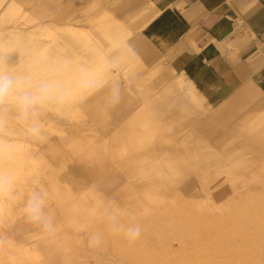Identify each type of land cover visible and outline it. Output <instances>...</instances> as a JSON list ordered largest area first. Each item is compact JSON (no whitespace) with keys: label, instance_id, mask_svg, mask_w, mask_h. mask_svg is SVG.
I'll return each mask as SVG.
<instances>
[{"label":"rangeland","instance_id":"obj_1","mask_svg":"<svg viewBox=\"0 0 264 264\" xmlns=\"http://www.w3.org/2000/svg\"><path fill=\"white\" fill-rule=\"evenodd\" d=\"M45 1L46 0H16L19 7L13 15H9L4 19L5 22L3 23V26L8 27L17 23L18 26H23L27 29L30 26L34 25V27H38L39 25L41 26L43 23L50 21L52 23L62 24L66 20L77 26H81V28L83 30L85 29L84 31L87 32L92 30V23L94 20L99 19L104 13H111L114 19H117L119 24L122 25L123 30L130 32L126 39L131 41L135 38L136 41L141 44L139 32L142 20L138 18V14L132 17L131 14L128 15L124 11V9L131 4V0H127L126 3L123 0L125 3H123V6L116 5V2V4L106 3L105 0H92L88 3V5L84 6L83 4L85 2L81 4L79 1L76 5L68 7L63 11V13L59 14L56 13V11L59 10V7L64 5V0H50L51 4L49 9H40V11L37 10V5L42 4L43 7L46 3ZM31 20L33 22H31ZM95 36L99 48H108L107 43L109 42V39L107 37L103 36L100 31L96 32ZM136 41L129 42L133 49L136 46L135 44H137ZM40 42L42 43H40L41 45H44L42 48H48L47 52L53 49L52 46L54 43L55 46L53 47L55 48L57 46L56 42L53 43L50 40H40ZM96 42L94 44H96ZM74 45L75 51H78L79 48L81 49L79 45ZM126 50L131 52L128 46L126 47ZM141 50V53L137 50V54L147 66L150 67L157 62L166 63L165 59L158 58L156 52L151 50V48L143 46V49ZM116 52L112 55L113 58L111 61L114 60ZM121 69L122 67L119 65V70ZM117 73L120 74L121 79L124 78L123 75L121 76L120 71L113 73V75ZM177 78L181 81L178 86L184 85L186 87L187 84H189V82L184 80L182 74H180ZM175 86L174 82L170 81V84L165 86L166 89H163V86L158 87L157 91L162 89L165 90V94L159 93V95H164L162 101L165 100L161 106L162 109L166 110L167 103L169 101H172L174 98L179 97L180 94H183V88L177 93L172 94V87L175 88ZM167 89L169 92H167ZM152 96H154V90L148 93L147 96H138V104L135 106V111H137L132 116L130 113H127L126 124H116L115 133L113 132L116 136L112 134L114 137H111L113 141L116 140L115 142H117V136L120 137L125 134L127 136L132 134L133 136H137L132 130H134L136 126H145L146 124L144 125L142 122L146 118L153 115L152 111L146 107V101L148 100L149 106L152 107L159 100H156V102L155 100H153V102L152 100L150 101L149 99ZM80 107L86 114L85 105H81ZM76 108L77 107L74 106L64 110L62 113H50V115L55 116L57 122L55 126L60 130L59 133H52L51 136H60L65 141L67 148L71 147V149H73V153L82 151L95 139L94 126L89 122L87 114L85 116L76 111L71 113V111ZM207 109L208 107L203 104L199 106L195 105L183 107L182 109L177 110L172 117H166L162 114L159 119L160 130L155 132L154 140H143L145 134H142V130H140L141 134L138 136L139 142L132 146L133 150L126 149V154L131 152L134 159L139 156H147L151 160L154 158H158L155 160H161L160 163L162 168L158 169L157 173H150V175H157V177H150V179L158 181L157 183H151V185L141 186L140 182L146 178L148 179V177H142V175H147L148 172L146 170H141L134 174L133 178L127 175L125 182H123L121 186L112 194L106 195L95 190L91 185L81 193L73 194L66 186H63L57 180L54 171L42 157L41 153L39 152L37 154L32 152L34 154L33 156L37 157V159H35L38 161H35V165L41 174L43 183L49 188V190L53 191L58 196V202L55 203V207L57 209V219L59 222L58 232L55 236H49L39 232L37 229L31 228V230H33L30 233L32 238L29 240L28 246L31 248L30 252H34V254L36 253V257L32 258V260L29 258H18L13 251H5L4 247L0 245V264H46V259H51V264H148L149 260L150 264L151 262H153L152 264H175V262H179V260L181 262L182 260V257L180 256L182 247H179L181 243L176 235V230H179V228L183 225V228H191L192 230H190L195 234V230L205 224L203 222H207L211 228L218 229L221 237H223V245H226L230 240H234L240 242L245 255L253 254L254 256H258L261 253H264V143L253 146L250 144V141L254 136L259 133H264V124L255 128L256 119H258L261 115L258 118L251 120L245 129L238 130V128H234L222 136L219 140L214 142L215 138L212 137L210 140L211 142H208L200 137L193 129L194 123L199 119V117L206 113ZM262 112H264V110H262ZM141 119L142 121L140 122L139 120ZM74 120L76 124H73ZM180 128H183V130L178 132V129ZM117 129L118 131H116ZM69 131L71 137L68 136ZM118 132L120 133L117 135ZM150 136L152 135H149L148 139H151ZM49 137L50 135H47V138ZM162 138L164 140H161ZM156 141H158V146H154ZM30 147L33 150L34 148L38 149V145H31ZM136 150L138 151L136 152ZM174 150L180 151L177 160H171L168 163L162 160V157L166 152L169 151L172 153ZM113 151L116 155L123 153H119V150L115 148ZM105 153L109 160V172L111 174V178H113V183L118 181L115 184L117 187L124 179L119 177L121 171L119 167L111 161L109 150L105 151ZM123 154H125V152ZM41 158L43 159V162ZM234 161L243 162L244 164L247 163L249 165L251 163V165L247 169L243 167V170L236 172L237 176L230 178V180L228 178L221 181L220 176V178L218 177L217 179L219 181L212 184V181L216 179V175L218 174L216 168L221 166L229 168ZM121 162L123 163L121 166L125 167L126 164H124V160L120 161V163ZM149 163L146 164V168H149L153 162ZM20 166H23L22 163ZM149 170L151 169L149 168ZM190 171L191 173H189ZM197 172L204 174L207 180L205 182H201L197 178ZM19 190L21 193H24L27 190V185L23 181L19 184ZM130 190H138L134 193V196L136 198L140 197V193L144 199L138 202L126 199L125 197L127 196V191ZM118 198H123V200L119 202L117 201ZM136 198H133V200ZM94 200H111L115 201L119 205H123L122 207H128L130 209V214L123 218V222L125 224L140 225L142 229L140 235L141 238L139 237L140 239L138 238L137 241L135 240V243L129 242L123 234L109 233L106 229L105 223L100 219L88 217L86 210L94 206ZM204 201L207 205H205L206 203ZM210 202L212 203L210 204ZM4 204H7L8 211H0V227L13 226L18 222L24 223L21 219L18 203L13 204L6 201ZM235 208H239L237 209L239 211ZM181 210L184 213L181 212ZM187 211H189V213ZM1 212L3 214H1ZM236 212H238V215ZM234 214L238 216V219H229L231 222L228 220L229 223L225 226L220 224V217L223 218L224 216L225 218L228 215L227 217L232 218L235 216ZM191 215L193 217H191ZM185 216L188 218L186 219ZM190 217L192 219V225L188 227V225H190ZM188 219L189 221H187ZM180 220L182 223L179 222ZM86 221L88 222L87 232H77L76 227L80 223ZM172 226L176 229H173ZM167 227L169 229L171 228L170 230L172 232L168 230ZM97 230L104 232V238L98 248L91 249L87 245L88 236ZM163 231L165 232V235ZM166 231H169V234L173 238H171L168 234V238L166 237V239L164 237L167 234ZM159 233L162 237V240L160 241L158 240L161 239L160 235L158 236ZM169 236L171 239H169ZM174 236L176 237L174 238ZM150 238L151 240L149 242ZM18 240L19 238L15 239V241ZM146 240L147 242H143ZM155 240H158L157 244L159 246L163 240H169L165 243L166 249L161 248V250L158 248L159 246H157ZM154 243L156 244V248L153 246L155 245ZM141 245L143 247L145 245V247L143 248ZM167 246H169L168 249ZM145 248H148V250L146 251ZM169 248L171 250L173 249L172 252ZM157 249L162 252L157 251ZM149 250H152L154 254ZM177 250L178 252L174 253V256H172L173 252ZM163 251L168 254L166 255L169 259L165 260L163 258L166 256L162 255L165 254ZM160 253H162V256ZM145 254H147V257ZM152 254L157 257H152ZM177 254L178 257L176 256ZM158 256H161L160 258H163L164 260H161ZM167 256L166 258H168ZM175 256L177 259L174 258L176 261L172 262L173 257ZM142 257L144 259H141ZM147 259H149L148 262ZM178 262L176 264L180 263ZM232 264H237L236 260H232ZM249 264L260 263L252 262Z\"/></svg>","mask_w":264,"mask_h":264},{"label":"crops","instance_id":"obj_2","mask_svg":"<svg viewBox=\"0 0 264 264\" xmlns=\"http://www.w3.org/2000/svg\"><path fill=\"white\" fill-rule=\"evenodd\" d=\"M79 1L81 4L85 2L83 5L86 6L92 0H64V5L56 13H63ZM45 2L43 7L37 5V10L49 9L50 0ZM143 7H147V11L139 12ZM124 11L132 17L138 14L142 20L141 44L135 38L126 39L130 32L124 31L111 13H104L94 20L92 30L88 31L95 42L98 31L109 39L106 49L99 48L97 42L95 44L104 52L106 60L111 61L117 51L112 61L122 67L119 70L121 76L130 81L123 90L121 102L102 112L98 104L103 102L105 92L101 91L79 104L80 109L85 105L89 122L95 130L94 141L82 151L71 152L58 135H52L38 145L57 180L73 194L81 193L90 185L106 195L112 194L125 182L128 174L133 178L141 170L148 172L142 175L144 178L157 177L150 175L158 172L156 167L149 170L145 166L158 158L151 160L139 156L131 161L124 160L112 151L111 137L116 124L124 123L127 113L132 116L137 111L138 96H147L154 90L155 96L149 99L153 102L156 94H165L163 89L175 76L182 74L203 97L208 109L194 123L193 129L208 142L212 137L214 142L219 140L234 128L245 129L264 110V0H131ZM128 41H136L135 48L140 53L143 46L151 48L166 63L147 66ZM137 65L142 66L145 73L134 74ZM114 76L121 78L119 73ZM159 86L163 89L157 91ZM146 107L154 113L157 111L156 104L150 107L148 100ZM155 123L136 126L132 131L138 137L142 130L145 134L143 140H154L155 132L160 130V124ZM149 135L153 137L148 139ZM157 142L154 146H158ZM108 150L111 161L121 171L119 177L124 179L117 187L118 181L113 183L109 172L105 153ZM122 160L125 167L121 166Z\"/></svg>","mask_w":264,"mask_h":264},{"label":"clouds","instance_id":"obj_3","mask_svg":"<svg viewBox=\"0 0 264 264\" xmlns=\"http://www.w3.org/2000/svg\"><path fill=\"white\" fill-rule=\"evenodd\" d=\"M114 71H119L115 61L103 60L90 67L65 56L41 55L24 34L0 32V207L6 201L18 203L21 219L30 228L49 236L57 234L58 196L43 183L35 157L24 156L6 136L19 134L26 145L42 144L47 138L48 114L62 113L101 91L105 92L98 104L102 112L118 105L130 81L114 76ZM21 158L23 166L18 168ZM21 181L27 185L24 193L19 190ZM86 212L88 217L104 222L109 233L123 234L129 242L141 235L140 225L123 222L130 209L115 201L97 200ZM87 228L86 221L76 231L86 233ZM103 238V231L92 232L88 247L98 248Z\"/></svg>","mask_w":264,"mask_h":264},{"label":"bare ground","instance_id":"obj_4","mask_svg":"<svg viewBox=\"0 0 264 264\" xmlns=\"http://www.w3.org/2000/svg\"><path fill=\"white\" fill-rule=\"evenodd\" d=\"M105 0L106 3H114L116 5H119V6H123L127 0ZM116 2V3H115ZM124 3V4H123ZM16 3V0H0V32H4V33H13V34H24L25 36H27L33 43V45L35 46L36 49H39V53L41 55H59V56H65V57H68L70 58L71 60H73L75 63L77 64H86V65H89L90 67H96L97 65H99L103 60H106L105 59V55H104V52H102L98 47H96V45L94 44L95 43V38L92 34H90L88 31L85 32L82 28L78 27L77 25L71 23L70 21H64V23L62 24H56V23H52L51 21L50 22H45L43 23L41 26L39 25L38 27H34L33 26H30L29 28L25 29V27L23 26H18L17 23H14L13 25L11 26H8V27H4L3 26V23L5 22V18L8 17L9 15H13L18 7H19V4ZM109 4V5H110ZM107 5V4H106ZM108 5V6H109ZM112 6V5H111ZM115 6V5H114ZM113 6V7H114ZM116 7V6H115ZM118 7V6H117ZM119 8V7H118ZM146 10L147 11V7H143L139 10V12H142ZM114 11V10H113ZM31 22H33L31 20ZM74 22V21H73ZM40 40H50L51 42H56L57 46L54 48L53 46H55L53 43V46H52V50H50L49 52H47V49L48 48H42L44 47V45H41L42 43L40 42ZM41 43V44H40ZM74 44H77V46L79 45L81 47V51L78 49V51H75V45ZM49 45V43H48ZM45 47H46V44H45ZM219 47V46H218ZM14 59V58H13ZM145 71V69H144ZM143 69H142V66L140 65H137L134 69V74H138L139 75H142V73L144 72ZM114 73H116L114 71ZM145 73V72H144ZM178 76H175L171 81L174 82V84L176 85L175 88L172 87V90L171 92H173L172 94H175L177 93L180 89L183 88V94H180L179 97L177 98H174V100L172 101H169L167 103V108L166 110L165 109H162L161 106L162 104L164 103L165 100L162 101V99L164 98V95H157L156 94V97H155V102L156 100L157 103H156V110L155 113H153V115L149 118H146L142 124H159L157 123L160 119V116L162 114H164L166 117H172L176 112L177 110L179 109H182L183 107H190V106H195V105H203L204 102H203V97L197 92V90L195 89V87L191 84V82H189V80L184 77L182 75V77L184 78V80L187 82H189V84H187V86L185 87L184 85L183 86H178L180 84V80L177 78ZM138 78V77H137ZM136 78V79H137ZM140 78V77H139ZM156 84V82H155ZM154 84V85H155ZM153 85V84H152ZM157 86V85H155ZM166 89V87H165ZM174 89V90H173ZM143 90V89H142ZM167 92L168 89H167ZM166 92V93H167ZM143 93V92H142ZM155 93V92H154ZM131 94L133 95V93L131 92ZM131 95V96H132ZM155 96V95H154ZM147 99V98H146ZM75 107H77L75 110L71 111V113L73 112H80L81 114H83V112L81 111V109L79 108V104L76 105ZM155 107V106H154ZM84 115V114H83ZM73 120V119H72ZM140 122L142 121L139 120ZM56 118L54 115H50L48 114L46 117H45V124H46V127H47V131H48V134L47 135H50L52 133H55V132H58L59 133V129L55 126L56 124ZM125 124L127 123L126 121L124 122ZM73 124H76L75 123V120L73 122ZM262 124H264V112H262L261 116L256 119V123H255V128H258L259 126H261ZM123 125V124H122ZM76 126V125H75ZM253 126V125H251ZM157 129V128H156ZM158 130V129H157ZM183 128H180L178 129V132L179 131H182ZM118 131V129L116 130ZM115 133V132H114ZM120 132L117 133V135L119 134ZM113 134V133H112ZM125 134V133H124ZM90 135V134H88ZM115 135V134H114ZM68 136L71 137V134H70V131L68 133ZM116 136V135H115ZM120 136V135H119ZM114 137V136H112ZM6 139H11L13 142H15L18 147L20 148L22 154L24 156L26 155H34L33 153H39V150L34 148V150L30 147L31 145H26L24 143V140H23V137L20 136L19 134H8L6 136ZM117 139L118 141L115 142L113 141L112 142V151L113 149H117L119 150V153L121 152H125V154L121 153V154H118L120 155L122 158H124V160H127V161H131L133 158V154L131 152H129L128 154H126V149H132V146H134V144H136L137 142H139V138L137 136H133L132 135H129L127 136L126 134L125 135H122L120 137L117 136ZM262 143H264V133H259L257 134L256 136H254L252 138V140L250 141V144L253 146V145H261ZM176 145V144H175ZM130 146V147H129ZM30 149V150H28ZM129 147V148H128ZM71 152H73V149L68 148ZM138 150H136L137 152ZM33 152V153H32ZM115 153V152H114ZM179 154H180V151H176L174 150L172 153L171 152H166L165 155L162 157V160L163 161H166V163L170 162L171 160H177V158L179 157ZM34 157V156H33ZM41 157V156H40ZM115 157V156H114ZM23 158V157H22ZM22 158H21V162L18 163L17 167L18 168H22L20 165L22 163ZM37 159V157H35ZM35 161H38L36 160ZM42 159V158H41ZM161 160H156L153 162V164H151L149 166V168H157L160 169L162 168L161 166V163H160ZM42 162H43V159H42ZM36 163V162H35ZM40 163V161H39ZM38 164V162H37ZM251 165V163H250ZM249 164H244L243 162H233V164L229 167V168H225L224 166H221V167H218L216 168V171L218 172V174L216 175V179L212 181V184L214 183H217L219 180L218 177L220 178L221 176V181L225 180V179H228L230 180V178L232 177H235L237 176L236 175V172H240L243 170V167L244 168H249L250 167ZM38 166V165H37ZM40 169V168H39ZM193 171V170H192ZM191 173V171L189 172ZM198 173V172H197ZM242 173V172H241ZM129 175V174H128ZM176 175V174H174ZM197 175V178L202 182H205L207 179L205 177L204 174H201V173H198L196 174ZM239 176V175H238ZM237 179V178H236ZM220 181V182H221ZM158 181L157 180H152L150 178H146L145 180L141 181V186H146V185H151V183H157ZM208 184V183H207ZM138 190H130V191H127V196L125 197L126 199L128 200H131V201H141L142 199H144V197L142 196V194L139 193V196L140 197H135L134 196V193H136ZM133 198H136L135 200H133ZM123 200V198H118L117 201H121ZM208 201H210L209 199H207ZM206 200V201H207ZM97 200H94V202L96 203ZM108 201H111V200H108ZM215 201V199H214ZM205 202V201H204ZM213 202V200H212ZM210 202V204L212 203ZM206 203V202H205ZM219 203V202H218ZM204 204V203H203ZM214 205H216L215 203H213ZM119 205V204H118ZM197 205V204H196ZM207 205V203L205 204ZM204 205V206H205ZM213 205V206H214ZM120 207H122L123 205H119ZM199 206V205H198ZM209 207V206H208ZM194 208V207H193ZM207 208V206H206ZM210 208V207H209ZM219 208V207H218ZM217 208V209H218ZM197 209V208H196ZM221 209V208H220ZM233 209V208H232ZM236 209V208H235ZM239 209V208H237ZM236 209V210H237ZM241 209V208H240ZM1 210H5L4 212L8 211V206L7 204H3L2 207H0V211ZM166 210V209H165ZM207 210V209H206ZM209 210V209H208ZM211 210V209H210ZM214 210V209H213ZM234 210V209H233ZM235 210V211H236ZM203 211V209H202ZM229 211V210H227ZM239 211V210H237ZM181 212H183L181 210ZM189 213V211H187ZM194 212V211H193ZM211 212V211H210ZM209 212V213H210ZM224 212V211H223ZM230 212V211H229ZM232 212V211H231ZM184 213V212H183ZM186 213V211H185ZM187 213V215H188ZM237 215H238V212H236ZM241 213V212H240ZM1 214H3L1 212ZM227 214V213H226ZM225 214V215H226ZM132 215V214H131ZM202 215V213H201ZM206 215V214H205ZM222 215V214H221ZM230 215V214H229ZM235 216H233L232 218H229V217H225L223 216L220 217V224L222 225H226L229 223V219L231 220H234L235 218L238 219V216L236 214H234ZM190 216V215H189ZM195 216V215H194ZM216 216V215H215ZM219 216V215H218ZM232 216V215H231ZM133 217V215H132ZM146 217V216H145ZM144 217V218H145ZM186 219L188 218L187 216H185ZM191 217H193L191 215ZM191 217L189 218L190 219V225H192L191 223ZM59 218V217H58ZM197 218V217H196ZM202 218V217H201ZM200 218V219H201ZM206 218V217H205ZM209 218V217H208ZM222 218V219H221ZM131 219V217H130ZM143 219V218H142ZM189 219L187 221H189ZM207 219V218H206ZM75 220V219H74ZM183 220V219H182ZM185 220V219H184ZM198 220V219H197ZM205 220V219H204ZM229 220V221H228ZM206 221V220H205ZM181 222V220L179 221ZM231 222V221H230ZM173 223V222H172ZM177 223V222H175ZM174 223V224H175ZM182 223V222H181ZM180 223V224H181ZM200 223V222H199ZM205 224H201L202 226L195 230V234L188 228V229H185L181 226V228H179V230H176V235L177 237L179 238V247H182L180 253H181V257H182V260L180 262L179 260V264H232V260H236L237 264H249V263H252V262H258L260 264H264V253H261L260 255L258 256H254L253 254H247L245 255L244 254V250L240 244V242L238 241H234V240H230L226 245H223V237H221V234L220 232L218 231V229L216 228H211L207 222H203ZM178 224V223H177ZM188 224V222H187ZM198 224V223H197ZM195 224V225H197ZM212 224V223H211ZM173 225V224H172ZM179 225V224H178ZM163 226V225H161ZM174 226V225H173ZM172 226V227H173ZM176 226V225H175ZM166 227V225H165ZM170 227V226H168ZM167 227L168 230H170L169 228ZM159 228V227H158ZM186 228H187V225H186ZM194 228V227H193ZM160 229V228H159ZM173 229H176L173 227ZM154 230H157V229H154ZM162 230V228H161ZM31 228L27 225H25L24 223L22 222H18L17 224L13 225V226H3V227H0V241H2V243H0V245L2 247H4V250L5 251H13L17 256L18 258H29L32 260V258H35L36 257V253L34 254V252H30V247L28 246L29 244V240L32 238V236L30 235L31 233ZM149 231V230H148ZM171 231V230H170ZM175 231V230H174ZM153 232V231H152ZM160 232V231H159ZM164 232V231H163ZM161 232V233H163ZM167 234L166 236H164L165 238L167 237L168 238V234L170 233L169 231H166ZM172 232V231H171ZM146 234V233H145ZM172 234V233H171ZM174 234V233H173ZM160 235L161 237V234L159 233L158 236ZM164 235H165V232H164ZM170 235V234H169ZM147 236V235H145ZM149 236V234H148ZM155 236V235H153ZM171 236V235H170ZM169 236V239L173 238L171 236L170 238ZM150 237V236H149ZM159 237V238H160ZM176 236H174L175 238ZM19 238L18 241H15V239ZM141 238V237H140ZM139 238V239H140ZM147 238V237H146ZM166 238V239H167ZM158 239V238H157ZM151 238L149 239V242H150ZM159 241L162 240V237L161 239H158ZM158 240H155V243L157 244ZM137 241V240H136ZM166 241L167 240H163L160 244V246L157 244V246H159L158 248H165L166 247ZM169 241V240H168ZM167 241V242H168ZM171 241V240H170ZM143 242H147L146 241H143ZM154 242V241H152ZM172 242V241H171ZM169 242V243H171ZM176 242V241H175ZM135 243V242H134ZM133 243V244H134ZM154 243V244H155ZM174 243V241H173ZM172 243V244H173ZM132 244V245H133ZM141 244H145V243H141ZM147 244V243H146ZM153 244V243H152ZM156 244L153 245L155 246L156 248ZM148 245V244H147ZM146 245V246H147ZM150 245V244H149ZM168 245V244H167ZM178 245V244H177ZM142 246V245H141ZM151 246V245H150ZM150 246H147V247H150ZM143 247V246H142ZM141 247V249H142ZM145 247V245H144ZM143 247V248H144ZM169 246H167V249H168ZM171 247L173 248V246L171 245ZM151 248V247H150ZM146 251L148 250V248H145ZM166 249V248H165ZM170 249V248H169ZM174 249V248H173ZM172 249V250H173ZM153 250V249H152ZM152 250H149L150 252L153 253ZM156 250V249H155ZM162 250V249H161ZM172 250L170 249V251L172 252ZM176 250V249H175ZM143 251V250H142ZM141 251V252H142ZM145 251V252H146ZM157 251H159L157 249ZM168 251V250H166ZM168 251V252H170ZM159 252H162V251H159ZM177 251L173 252V255L174 256V253H177ZM143 253V252H142ZM149 253V252H148ZM158 253V252H157ZM163 253H165L163 251ZM140 254V253H139ZM151 254V253H149ZM154 254V253H153ZM152 254V257L154 256ZM156 254V253H155ZM159 254V253H158ZM162 253H160L161 255ZM167 253L165 254H162V255H166ZM161 255V256H162ZM168 255V254H167ZM166 255V256H167ZM139 256V255H138ZM142 256V255H141ZM145 256L147 257V254H145ZM150 256V255H149ZM161 256H158L159 258ZM163 257L165 260L166 259H169ZM170 256V255H169ZM178 257V254L176 255ZM175 257H173V260L174 258L177 259ZM179 256V257H180ZM154 257H157V256H154ZM38 258V257H37ZM40 258V257H39ZM136 258V257H135ZM163 258H160L161 260ZM137 259V258H136ZM141 259H144L143 257ZM152 259V258H151ZM158 259V258H157ZM163 259V260H164ZM171 259V257H170ZM180 259V258H179ZM30 260V261H31ZM41 260V258H40ZM50 260L51 259H46V264L47 263H50ZM140 260V259H139ZM149 259H147V262H148ZM160 260V261H161ZM172 262H175L176 260H174ZM42 261V260H41ZM141 261V260H140ZM139 261V262H140ZM153 261V260H151ZM157 261V260H156ZM159 261V262H160ZM170 261V260H169ZM155 262V261H154ZM175 262V264L177 263ZM153 262H151L152 264ZM51 264V263H50ZM53 264V263H52ZM138 264V263H137ZM142 264V263H141ZM150 264V260H149V263ZM161 264V263H159ZM169 264V263H167Z\"/></svg>","mask_w":264,"mask_h":264}]
</instances>
